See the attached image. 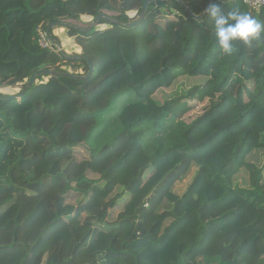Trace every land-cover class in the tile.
<instances>
[{"label": "trees", "instance_id": "obj_1", "mask_svg": "<svg viewBox=\"0 0 264 264\" xmlns=\"http://www.w3.org/2000/svg\"><path fill=\"white\" fill-rule=\"evenodd\" d=\"M146 1L0 0V264H264V36Z\"/></svg>", "mask_w": 264, "mask_h": 264}, {"label": "clouds", "instance_id": "obj_2", "mask_svg": "<svg viewBox=\"0 0 264 264\" xmlns=\"http://www.w3.org/2000/svg\"><path fill=\"white\" fill-rule=\"evenodd\" d=\"M224 2L209 0L204 10L214 21L216 44L224 53L231 54L235 42L250 45L264 36V23L247 12L233 10L225 13Z\"/></svg>", "mask_w": 264, "mask_h": 264}, {"label": "rangeland", "instance_id": "obj_3", "mask_svg": "<svg viewBox=\"0 0 264 264\" xmlns=\"http://www.w3.org/2000/svg\"><path fill=\"white\" fill-rule=\"evenodd\" d=\"M92 27H96V23L93 21L92 24H90V28ZM54 34L57 36L58 41L60 42V45L58 46V51H64L65 53H67L68 55H76L80 53V49L79 47L75 44L74 39L69 38L67 36V33L65 30H63L62 28H58L56 27L54 29ZM1 48V47H0ZM81 67H83V65H80ZM75 72V70H74ZM79 72L84 73V71H82V69L79 70ZM21 88L17 87V88H6V89H0V95H4V96H9L11 95H15L18 92H21ZM117 102L115 103L113 108H119L120 103H119V97L116 100ZM207 105V103H201L199 102V106L198 108H196V110H194V112L192 110H190L188 113H186L187 115H191L193 113H200L203 109H205L204 107ZM185 113V112H184ZM187 115H185L184 117H187ZM221 169L218 170V172L214 173L215 178L219 179L223 182V178L221 175ZM62 246V244H60ZM173 251V250H172Z\"/></svg>", "mask_w": 264, "mask_h": 264}, {"label": "built area", "instance_id": "obj_4", "mask_svg": "<svg viewBox=\"0 0 264 264\" xmlns=\"http://www.w3.org/2000/svg\"><path fill=\"white\" fill-rule=\"evenodd\" d=\"M243 3L246 4L249 8H251V10H254V11H259L261 8L264 7V0H243ZM38 32H39V37H40L39 44L42 49H49V50L59 49L58 46H55L51 42L47 32L44 29L39 28Z\"/></svg>", "mask_w": 264, "mask_h": 264}, {"label": "water", "instance_id": "obj_5", "mask_svg": "<svg viewBox=\"0 0 264 264\" xmlns=\"http://www.w3.org/2000/svg\"><path fill=\"white\" fill-rule=\"evenodd\" d=\"M153 1H156V0H147V1L145 2V5H144V8H143V13H142V15H141V18L144 16V13H145V11L147 10V7H148L149 3L153 2ZM202 17H203V16H198V17H196V19H198V20H202ZM99 20H100V18H98L97 21H99ZM95 23H97V22H95ZM53 25H54V24H52L51 27L49 28V30L47 31L48 36H49L50 29L53 27ZM50 40H51V39H50ZM51 41H52V40H51ZM52 42H53V41H52ZM91 73H92V67L90 66V75H91ZM35 78H36V76L32 79L31 84L35 81Z\"/></svg>", "mask_w": 264, "mask_h": 264}]
</instances>
